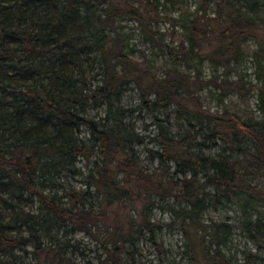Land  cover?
Masks as SVG:
<instances>
[{
  "label": "trees",
  "instance_id": "trees-1",
  "mask_svg": "<svg viewBox=\"0 0 264 264\" xmlns=\"http://www.w3.org/2000/svg\"><path fill=\"white\" fill-rule=\"evenodd\" d=\"M167 1L181 14L168 16L176 44L162 47L174 60L159 76L110 33L117 16L158 21V0H0V264H135L141 239L164 251L156 234L165 226L185 236L189 264H233L223 250L233 229L254 247L240 250L241 264H264V0H199L193 13L183 0ZM249 40L263 85L213 84L220 98L257 87L263 119L205 109L197 91L212 81L179 65L230 68ZM131 85L137 106L124 100ZM98 107L104 114L89 116ZM137 108L152 113L156 147L146 150L156 166L144 165L136 147ZM78 173L80 187L65 185ZM222 199L238 205L237 217L204 222V209ZM154 208L172 221L153 219ZM69 228L101 251L76 261ZM28 244L33 260L24 261L15 249Z\"/></svg>",
  "mask_w": 264,
  "mask_h": 264
},
{
  "label": "rangeland",
  "instance_id": "rangeland-1",
  "mask_svg": "<svg viewBox=\"0 0 264 264\" xmlns=\"http://www.w3.org/2000/svg\"><path fill=\"white\" fill-rule=\"evenodd\" d=\"M128 1L134 4L139 2V0ZM183 7L190 13L196 12L199 7V0H183ZM158 11L161 18L154 23L152 22L148 27L125 16H117L110 27V33L111 35L119 36L123 40L126 50L131 52L132 56L141 66L148 67L157 75L163 76L164 70L173 65L174 59L162 47V44H176V41L171 39L169 33L172 26L168 20V16L178 17L181 14V9L167 0H158ZM212 11V5L208 6L206 12L212 15ZM177 29L180 30V27H177ZM254 47L253 40L245 42L243 45V59L230 68L222 66L214 68L208 61L202 62L199 66H197V62H192V68H187L184 64L179 65L180 69L187 70L193 75L196 72L195 69H198L202 79L212 81L203 85L197 91L199 100L205 109L212 112H220L222 109L228 108L241 119L252 121L263 119L262 104L257 87L250 89L246 93L245 91L228 89L229 91L227 90L228 92L220 98V88L213 84L214 80L230 79L239 82L243 81L242 83L245 81L256 85H263V80L259 76L262 74V68L259 67L252 54ZM226 72H228V75ZM137 96L136 89L131 85L125 92L124 100L128 104L137 106ZM88 114L95 118L101 117L104 114V108H89ZM131 115L143 139V143L136 146L140 153V159L144 165L156 166L157 161L154 160L152 162L146 150V147H156L153 139L155 126L153 124L152 113L148 110L137 108ZM81 135L87 137L86 131H83ZM205 152L216 154L217 149H207ZM76 166L83 171V174H86L90 165L80 158L76 162ZM82 180L83 175L78 173L68 177L64 183L65 185L71 183L76 187H80ZM55 189L59 194L63 193L61 187H56ZM30 206L32 209H36L37 203L34 202ZM238 208V205L233 201L222 199L214 206L209 204L202 213V219L206 223H209L211 220L231 222L239 214ZM152 213V218L159 221L170 222L173 219L172 213L167 210L154 208ZM65 238L69 241V250L73 251L72 256L78 262L94 258L101 251L100 242L90 237L82 229L75 228L71 230L69 228V233ZM156 238L162 243L164 251L159 252L146 239H141L137 243V250L133 254L135 264H189L185 248L186 238L175 226L173 229L165 226L161 231H158ZM244 247H252L254 249L252 243L238 229H233L230 241L226 246H223V250L233 255V264H241L240 250ZM26 249L27 251L15 249V252L24 261L33 260L30 244L26 246Z\"/></svg>",
  "mask_w": 264,
  "mask_h": 264
}]
</instances>
